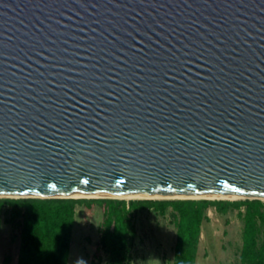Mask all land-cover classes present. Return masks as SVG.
Returning <instances> with one entry per match:
<instances>
[{
  "label": "water",
  "instance_id": "1",
  "mask_svg": "<svg viewBox=\"0 0 264 264\" xmlns=\"http://www.w3.org/2000/svg\"><path fill=\"white\" fill-rule=\"evenodd\" d=\"M214 195L264 198V0H0V199Z\"/></svg>",
  "mask_w": 264,
  "mask_h": 264
},
{
  "label": "trees",
  "instance_id": "2",
  "mask_svg": "<svg viewBox=\"0 0 264 264\" xmlns=\"http://www.w3.org/2000/svg\"><path fill=\"white\" fill-rule=\"evenodd\" d=\"M91 204L102 209L98 249L107 256L106 264H131L136 213L164 216L168 210L175 229L171 264H195L210 206L218 214L237 211L241 218L239 263L264 264V202L259 200L0 199V230L2 224L18 230L16 264H68L76 207ZM10 262L4 257L3 264Z\"/></svg>",
  "mask_w": 264,
  "mask_h": 264
},
{
  "label": "rangeland",
  "instance_id": "3",
  "mask_svg": "<svg viewBox=\"0 0 264 264\" xmlns=\"http://www.w3.org/2000/svg\"><path fill=\"white\" fill-rule=\"evenodd\" d=\"M261 199L264 202V198ZM206 216L208 219L201 226L195 264H240L243 223L237 211L218 214L210 206L206 210ZM101 221L102 209L97 204H91L88 208L84 205L76 207L68 264H106L107 256L98 249V229ZM134 224L136 237L131 250V264H171L175 229L171 223L170 210L164 216L152 211L138 212L134 216ZM18 245V230L2 224L0 264H3L6 256L11 259L10 264H16Z\"/></svg>",
  "mask_w": 264,
  "mask_h": 264
},
{
  "label": "bare ground",
  "instance_id": "4",
  "mask_svg": "<svg viewBox=\"0 0 264 264\" xmlns=\"http://www.w3.org/2000/svg\"><path fill=\"white\" fill-rule=\"evenodd\" d=\"M76 197V196H73ZM116 198L119 199H127V200H143V199H150V200H165V199H178V198H185V197H172V196H149L145 198H136V197H124V196H117ZM199 198V197H196ZM204 198L208 199H242V197H236V196H225V195H214V196H204ZM244 198V197H243Z\"/></svg>",
  "mask_w": 264,
  "mask_h": 264
}]
</instances>
